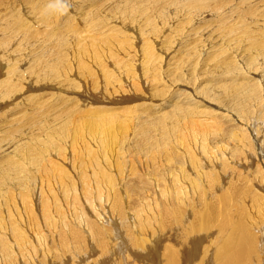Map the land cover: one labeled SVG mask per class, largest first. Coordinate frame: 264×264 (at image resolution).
Segmentation results:
<instances>
[{
  "label": "bare ground",
  "instance_id": "obj_1",
  "mask_svg": "<svg viewBox=\"0 0 264 264\" xmlns=\"http://www.w3.org/2000/svg\"><path fill=\"white\" fill-rule=\"evenodd\" d=\"M10 1L5 20L14 17L8 23L19 25L22 33L0 26V109L4 108L1 103H14L17 96L25 104L21 107H28L24 112L56 102L51 116L44 111L45 116L39 117L41 127L32 118L21 128L23 136H45L36 143L22 139L5 148L2 137L9 126L0 122V193L4 194L0 196V264H156L159 252L164 264L177 260L184 264L189 259L196 264H223L240 248L250 257V264H264V0H148L142 7L132 5V0H68L66 12L57 0ZM22 7L28 12L21 11ZM162 7L163 14L155 20L150 11ZM138 21H143L140 34L149 37L144 38L138 63V71L146 66L144 87L153 97L163 83V94L170 93L162 102L158 96L151 109L146 105L147 118L138 116L155 118L161 132L153 136L147 129L154 126H149L129 133L123 145L130 156L122 153L116 159L110 154L122 146L110 135L108 123L79 119L88 121L87 129L92 123L95 126L70 129L73 107L64 104L72 101L64 94L79 83L81 95L88 84L92 96L98 89L101 95L114 98H119L116 93L137 92L139 76L132 80L124 70L121 80L117 73L129 64L134 66L135 52H126L109 66L100 53L110 39L128 49L133 40L127 26ZM165 27L166 33L176 30L168 59L180 63L173 73L183 78L187 91L166 88L175 87L177 81L171 78L168 84L169 60L166 67L155 65L151 38ZM71 50L79 53L77 64L67 60ZM50 77L53 82H48ZM60 77L64 79L58 88ZM42 88L55 92L39 102L35 97ZM137 99L130 98L128 103L132 106ZM138 117L132 115L133 120ZM65 142L70 157L62 158L61 165L57 151ZM171 142L177 145L166 148ZM154 146L157 153H169L170 158L157 157L136 166L131 162L144 156V147ZM126 165L132 168L121 175L118 186L107 183L115 170L123 172ZM152 175L165 180L172 176L173 185L167 180L175 187L167 188L172 197L183 193L185 185L190 190L183 194L186 197L167 196L160 202L161 191L156 200L148 188L147 193L155 194L153 202L152 195L148 197L152 206L146 200L152 209L144 220H137L145 204L136 207L135 216L123 201L125 196L129 199L128 190L153 185ZM6 180L9 183L1 182ZM239 196L244 203L235 201ZM212 228L217 235L206 234ZM148 229L152 234L143 235ZM201 236L209 243L219 236L223 244H209L210 250L205 249ZM170 237L177 246L168 242Z\"/></svg>",
  "mask_w": 264,
  "mask_h": 264
},
{
  "label": "rangeland",
  "instance_id": "obj_2",
  "mask_svg": "<svg viewBox=\"0 0 264 264\" xmlns=\"http://www.w3.org/2000/svg\"><path fill=\"white\" fill-rule=\"evenodd\" d=\"M11 3H12V1H10V0H8V1L7 0H2V1L0 0V5H2V6H0V14H1L0 15V23H1L0 26L2 25L1 27H2L3 30H6V31L12 30L15 33H18V35H19L20 33H22V28L19 25H17V24L8 23L14 17H10L8 19V21L5 20L6 8L11 9L12 6L11 7L9 6V5H11ZM146 3H148V0H132V5L137 6V7H142ZM3 6H5V8ZM28 6H30V7L33 6V3H32V5L28 4L27 8H28ZM1 7H3V8H1ZM27 8L26 7H22L21 11H24L25 9L29 10ZM89 9L90 10H94V9H91V8H88V7L85 8V10H89ZM7 11H8V9H7ZM26 12H28V11H26ZM150 12H152L155 15V20H157L158 17L163 14V7L160 8V9H154V10H152ZM142 25H143V21H138L135 24H133V26H130V25L127 26V28H128L127 32L131 33V38L133 40V42L130 43L131 47L129 46V48L127 49L123 45H119L117 40L110 39V40H108L106 42V47L100 53L101 56L105 60H108L107 61V66H109L113 59H115L117 57H120V56H123V54H126V52L129 53V55H131L132 52H135V54L133 56L134 66L131 67V65L129 64V65L126 66L125 69L117 70V73H119V76H120L121 80L123 79V77H125V73L122 72L124 70H126L127 72H129L131 74V76L133 77L132 80L135 77L139 76V90L137 92H135V93H129L128 92V93H125V94L124 93L123 94L116 93V94L119 95V98H114V97H109L108 95H104V94L101 95L100 92H99V89H98V93L92 96V89H91L92 86L90 84H88L87 85L88 89H86L85 94L81 95L78 91L80 89H83V87L79 83L78 84L79 85L78 88L68 89V91L64 94L66 97L69 96L70 100L72 101V102L64 104V106L67 107V108L73 107V109H72L73 114L70 117L71 118L70 129H74L75 130L77 127L79 129H84V130H85V128H86V130H89V128L92 129L93 126H95V124H93V123L90 124L89 125L90 127L88 126V129L86 127V124L88 123V121H94V120H100V121L108 123L109 124V128H110L109 129L110 135L114 136L115 140L119 143V145L122 146V147L118 148L117 152H114V153L110 154L116 159H120V157L122 156V153H126V157L130 156L129 148L127 146L123 145V142H124L125 138L128 136L129 133H131V135H132L133 133H137L139 129H144V128L149 127V126H154V128H152V129H147V132L151 133V135L154 136V135L159 134L161 132L160 129L157 128V125H159L160 123L158 124V122H157V120L155 118H153L151 116L152 117L151 119L141 120L138 116H142L141 118H143V117L147 118L146 112H144L145 110H148L147 106H151L150 104H152V103H154V105H155V102L157 101L158 96H160V98H162L161 102H162V100L164 101L165 98H168V95L170 93V92H166L165 94H163V89H160L161 87L163 88V83H162V86L160 85L161 87L157 88V90L154 93L153 97H152V94H150L151 92H149L148 89L146 87H144V81H145V79L147 77L146 76L145 79L143 78L145 76V74H146L145 73L146 66H144L142 68L143 70L140 69L138 71V66H139L138 63H139L140 50H141V48H143V45H144L143 44L144 40H145L144 38H148L149 39V37L146 34L145 35L147 37L146 36L144 37L143 34H140V28L142 27ZM15 27H20V28H19V30H15ZM23 30H24L25 34L28 35V32L24 28H23ZM108 31H113V30L110 29ZM165 31H166V27H165V30H163V28H162L159 32H157L151 38V40H153L152 43H153V47L155 48V55L157 57V62L155 63V65H160L162 67H166V65L168 64V60H169V63L171 64V68H170V71H169L168 84H170L169 80L171 78H175V79H177V81L174 83L175 87H172V85H171L169 87L166 86V88L171 89L172 92L173 91H177V92L187 91L186 83L184 82L185 84H183V82H181L183 80V78L175 76L174 73H173L174 70L179 66L180 63L177 65L174 62V60L168 59V55H170L172 57V53H169L172 50L170 48V43H171V40L173 39V37L175 36V38H176V36H177L176 30H174L171 33H166ZM167 32H169V31H167ZM84 34L85 33L83 32L82 35H84ZM121 39H122V36L120 37V40ZM155 42H158V44L156 45ZM73 48H78V46L73 47ZM119 48H121L122 50H126L125 53L122 52L121 49L119 50ZM7 49H9V48H5V51ZM78 54L79 53L76 50L68 51V58H67L68 62H73L74 64H77V62H78ZM66 55L67 54H65L64 57ZM162 57H163V59H162ZM175 58H178V56H176ZM199 67H201V66H199ZM74 72H75V69H72V73L71 74H74ZM79 77L82 79V83H83L84 82V80H83L84 78L81 77L80 75H79ZM140 77H142V78H140ZM63 79H64L63 77L61 79H59V78L56 79V81L58 82V86H57L58 88L61 87V85H62L61 81ZM53 81H54V78H51V77L48 80V82H53ZM62 83H64L65 86L67 84L65 82H62ZM147 86L150 87V84L147 83ZM151 86L153 88L156 87V82H153ZM41 87H43V85H41ZM100 87H101V85H100V82H99V88ZM172 88H174V89H172ZM20 92L22 93L24 91H20ZM52 92H55V90L53 91V90L47 89V88L38 89L37 90V96L35 97V99L40 102L42 99L47 98L49 94L52 95ZM78 94L81 95V96L78 97L77 96ZM118 95H116V96H118ZM133 97L134 98H138L136 101H133L134 103L138 102V104L136 103V105H133V102H132V106H131V103H128V99L133 98ZM27 98H31V97L29 96ZM16 99H18V100L16 102H14V103H11V101H6V102L1 103V104L4 105V108L0 109L1 126H3V127H8L9 126V128L7 129V131L5 132V134L2 137V139L5 140L4 143H2L5 148L9 147L11 144L12 145L14 144V146H16L17 144H19V142H22V141H25V140L34 139L35 143L40 141V140H43L45 138L44 135H40V136L35 138V137H31V136H23V135H21L19 133L21 131L22 126L23 125H27V123L32 118H35L34 124L36 125V127H41L40 124L42 123L43 119H41L39 117L45 116V114H43L44 111H46L51 116V113H52L51 112V107L56 102V99H54L53 101L47 102L46 104H44V105H42V106H40L38 108H35V109L30 110L28 112H24V110L25 109L27 110L28 107L27 108L25 107V109H24V107H21V105L24 106L25 104L24 103L21 104V103L18 102L19 99H20L19 96H17ZM154 99H155V101H154ZM95 100H96L95 104H92V102L95 101ZM126 100H127V102H125ZM141 102H143V103H141ZM126 103H128V104H126ZM35 104H37V103H34L33 105H35ZM141 104H142V106H141ZM96 105H98L99 107H96ZM144 105L145 106L147 105V106L143 107ZM152 106L149 107V109H151ZM163 107L165 108V111H166L167 110V104H165ZM141 108H142V110H141ZM138 109H140L142 112L139 110L140 111V113H139ZM143 109H145V110H143ZM5 110L9 111L8 114H3V111H5ZM162 111H163V108H162ZM134 113H136V115L138 117L135 120L132 119V115ZM141 113H143V114L141 115ZM79 119H87L88 121H86V122L78 121ZM81 122H82V124H81ZM79 126H81L82 128L79 127ZM127 129H129V132L127 134L122 135L120 133V132H123V130H127ZM31 130H32V128L30 129V131ZM27 137H28V139H27ZM17 138H19V139H17ZM15 139H16V142H15ZM22 139H25V140H22ZM17 140H19V141H17ZM6 141H8L9 143L7 142V144H6L5 143ZM169 141H174V140H169ZM175 141H176V143L177 142L179 143L180 140H175ZM128 142H130V141H128ZM163 142H166V141H163ZM174 142H171L172 145L168 144L166 146V148L172 149L171 146H173V148H174V145L176 144ZM144 148H145L144 156H141V157H138L137 159H132L131 160V162H133L135 164V166L138 163H140V162L151 160L153 158L157 159V157H159L163 161L164 160H168L170 158L169 157L170 156L169 153H166V152L157 153V151H155V149H154L155 146L154 147H144ZM130 150H135V149H130ZM67 151H69V146H68L67 142H65L61 147H59V149L57 151V154L59 156V163L60 164H61L60 160L62 158L70 157V156H68V154H66ZM105 159H107V157H105ZM126 167L127 168L124 167L123 172L115 170L113 175H112V178L111 179L110 178L107 179V183H112V184H115L116 186H118L119 185L118 181L121 180V178L123 177L121 175L126 174L127 171L129 170V168H132V167H129L128 165H126ZM173 173L175 175L176 172L172 171L171 174H173ZM152 177H154V179L152 178V184L155 181L158 182L157 183L158 185L155 184L156 182L153 185H151L152 187H154V189L151 186H149L147 188H144V187L142 188V186H141L140 188L136 189L134 192H133V190H131V192L128 190L127 193H129L128 194V198L129 199L126 200L127 196H125V198H124L123 204L127 205L128 206V212L134 214L135 216H137V213H135V212L138 211L136 209V207L139 209L141 206L143 207V205L145 204V206H144L145 208L144 207L141 208L143 211L141 209H139L138 213H140V214H138V215L140 217L137 218V220H144L145 219L146 214L148 212H150V210L152 209V207H150L148 205V204H150L152 206V203H150L151 201L153 202L155 200V198H157L156 200H158V198L160 199V197L162 198L160 200V202L163 200V198H164V200H166L165 198L168 199L169 197H167V196H171V194L173 193L170 190L171 189L172 190L175 189V187L172 186L173 183H174V182H172V176H169V178H168V175H167V177H166L167 180H169V183L172 184V185H170L167 180L163 179L162 175H152ZM155 178H157V180ZM159 178H161V179H159ZM158 180H160V181H158ZM170 180H171V182H170ZM1 182L2 183H9V181H7V180L6 181H1ZM121 182H122V180H121ZM163 184H165L166 186L163 185ZM85 187H86V185H85ZM157 187H158V191H156ZM148 188H151L150 191L152 192V190H153L154 191L153 193H155L157 197L154 198L153 196H155V194L153 195V193L151 194V192L149 193V191L147 193V189ZM167 188L168 189L170 188V190H168ZM242 188H244V187H242ZM187 189H188V187H186V185H185L183 193H181V192L177 193L176 192L173 195V197L171 196L172 198L171 197L170 198L171 199H176L177 195L179 196L180 194L182 196L181 198L186 197V195H188L187 194L188 193ZM52 190L54 191L55 189H53V187H52ZM52 190H51V192H52ZM138 190H141V191L139 192ZM162 190H163V192H162ZM188 190H190V188ZM193 190H194V188L191 189V191H193ZM160 191H161L160 197H158L159 196L158 193ZM137 192H139L138 194H140L141 196L138 195V194L136 195ZM164 192H167V193H164ZM184 193L186 195H183ZM148 194H150V196H148ZM151 195H152V197L154 199L148 198V197H151ZM0 196H4V194L0 193ZM239 197H236L235 201L237 202V199H238L239 202H237V203H244L245 202L244 198L240 197V198H242V199H240ZM147 198H148V201L152 199L151 201H149L148 204L146 203V202H148V201H146ZM142 199H143V201H142ZM137 200H140V201H137ZM141 202H143V203H141ZM139 204H142V205L138 206ZM146 206H148L147 208H150L147 211H146ZM107 207H108V205H106L105 210H106ZM114 210L116 211V208ZM145 211H146V213H145ZM110 212H112V210H110ZM23 216H25V215H23ZM23 216H21V217H23ZM16 221L11 223L10 226H13ZM60 227H61V225H60ZM210 229H207V230H209L213 234H210V232H208L206 234L210 235V236L211 235L215 236L216 233L212 232L213 228H212V230H210ZM150 230L151 229L146 230L143 233V235L148 236V235L152 234V232ZM119 231H120V233H122L125 236L128 235V233H124L122 231V229H120ZM133 235H135V233ZM159 236H160V234L158 235V237ZM162 236H163V233H162ZM14 237H15L16 240L19 239V235L17 233L15 234ZM201 238H202V236H201ZM203 238H204V242H203V240L201 241L202 244H204L203 247L205 249L207 248L208 250H210V248H211V246L209 244H211L212 247L214 245L215 246L217 245V247H219L220 245L223 244V242H222L223 239H221L222 241L218 240L220 238L219 236L215 237V240L211 241L210 243H209V240L207 238H205V236ZM211 238H214V237H211ZM211 238H209V239H211ZM153 240H152V244L156 242V240L155 241H153ZM167 240H168V242H170L172 244H175L177 246L176 240L171 239V237L167 238ZM214 242H215V244H214ZM205 243L207 245H205ZM224 247H225V245H223V247L221 249H224ZM213 250H214V248H213ZM213 250L210 251V252H213ZM208 255H209V253H208ZM158 256H159L160 260H156V264H161V260L163 261V255L159 252ZM189 260L192 261L193 259H189ZM189 260H187V261H189ZM187 261L184 264H196V263H193V261L191 263H190V261L189 262H187ZM179 262H180V260H177L176 264H178ZM163 264H164V261H163ZM179 264H181V263H179ZM223 264H250V257L245 253L244 249L240 248L239 252H237L230 261H228L226 263H223Z\"/></svg>",
  "mask_w": 264,
  "mask_h": 264
},
{
  "label": "clouds",
  "instance_id": "obj_3",
  "mask_svg": "<svg viewBox=\"0 0 264 264\" xmlns=\"http://www.w3.org/2000/svg\"><path fill=\"white\" fill-rule=\"evenodd\" d=\"M60 7L63 9V11H67L70 7V4L68 3V0H57Z\"/></svg>",
  "mask_w": 264,
  "mask_h": 264
}]
</instances>
